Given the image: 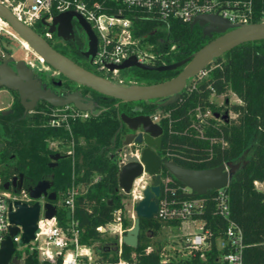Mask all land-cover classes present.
<instances>
[{
    "label": "trees",
    "instance_id": "obj_1",
    "mask_svg": "<svg viewBox=\"0 0 264 264\" xmlns=\"http://www.w3.org/2000/svg\"><path fill=\"white\" fill-rule=\"evenodd\" d=\"M216 1L223 4L228 0ZM229 1H251L249 22L264 20V0ZM140 17L136 20L135 33L157 54L151 65L179 61L212 39L203 35L201 26L191 27L190 22L177 18L162 19L146 14ZM181 69L157 71L129 67L125 69L130 71L127 78L122 76V69L120 78L125 84H152L176 76ZM204 72L205 76L199 73L188 80L177 101L162 107L158 106L162 101L159 98L124 102L82 85L85 92H92L95 108L86 119L71 120L70 129L47 125L50 116L44 112L30 113L21 122L17 119L22 116V108L10 115L0 112V140L5 143L0 149V179L4 183L21 171L36 179L42 177L48 170L49 153L54 151L49 148V141L60 139L69 144L73 141L74 154L69 155L63 168L57 171L56 189L63 195L72 182L83 186L75 199L74 210L79 221L80 241L90 245L99 243L96 255L102 261L114 262L121 256L134 259L138 264H216L226 252L218 246V241L232 223L243 232L244 264H264V190L256 184L264 183V39L244 42L226 51L213 59ZM228 93L235 94L239 101L222 105L212 99L213 95ZM208 111L210 114L200 121L197 114ZM123 112L159 114L163 127L161 154L181 166L211 168L229 161L238 162L246 154L242 167L222 188L228 198L227 216L216 211L217 189L198 195L208 201L204 212L197 216L206 221L205 226L212 231L207 248L170 259L163 258L161 246L147 251L146 242L151 234L155 235L164 224L181 222L161 220L157 216L140 219L138 246L123 243L121 255L113 248L117 239L107 240V231L97 230V226L112 221L115 208L121 215L124 212L123 200L127 194L119 187L121 158L115 150L121 144L119 129ZM18 151L21 152L18 159L14 163L7 162L11 153ZM161 175L170 176L172 183L181 184L165 167ZM65 215L59 208L60 223ZM129 224L130 221H125V225ZM25 264L60 262H42L37 252H33L25 257Z\"/></svg>",
    "mask_w": 264,
    "mask_h": 264
},
{
    "label": "water",
    "instance_id": "obj_2",
    "mask_svg": "<svg viewBox=\"0 0 264 264\" xmlns=\"http://www.w3.org/2000/svg\"><path fill=\"white\" fill-rule=\"evenodd\" d=\"M0 17L11 26L21 39L29 44L31 49L43 59V62L75 83L124 102L159 98L162 99L158 104L159 107L177 101L182 90L187 86L188 80L201 73L216 57L244 42L264 39V20L241 23L231 22L218 13L199 14L194 17L190 26H201L203 35L212 39L191 55L179 61L157 66L139 62L134 55L118 65L109 64L110 69L139 67L145 70L157 71H169L182 67L176 76L152 84H120L83 67L59 52L47 39L19 20L2 3H0ZM72 18L77 19L79 24L87 31L89 43L86 54L91 57L92 61L97 50V38L93 31L89 29V23L82 15L74 11L62 12L54 17L50 30L52 32L56 31L60 36H65L64 32L69 30ZM214 34H217V36L213 37ZM11 62L15 64V68L9 64ZM2 86L19 92L26 111L32 110L39 99L45 100L53 106L72 104L83 111H93L95 108L92 100L86 101L79 93L62 97L50 90L43 89L41 83L33 77L32 69L28 67L24 60L15 61L13 58L1 60L0 87ZM6 113L7 111H3V114ZM120 118L119 132H121L123 126L133 131L125 134L122 147L119 149L120 152H124L119 162L118 181L120 189L126 194L131 193L136 179L144 174L150 175L153 179L150 185L144 187L141 198L135 203L136 217L134 224L122 237L123 243L128 246H138L140 219L152 218L158 212L162 167H165L175 179L188 186L193 194L202 195L210 189L226 187L235 172L245 162L244 157L246 154L238 162L229 161L211 168L193 169L181 166L174 161L162 159L158 154L157 151L162 149L163 127L159 122L154 121L151 114L139 113L130 116L123 112ZM142 142H145V147L141 150L138 149L134 153L129 151L131 144H141ZM3 145L4 143L0 141V149ZM51 157L59 159L61 155L56 153ZM12 185L15 186L16 190H20L23 186V174L19 175V179L15 177L12 180ZM3 186L6 189L10 188V182H5ZM51 186V182L40 180L35 186L28 188L32 197L40 198L43 195L48 198V201L44 204L47 218H52L57 214V206L53 202L56 199V193L55 191L48 193ZM40 211L41 204L39 200L32 205L19 200L14 201L9 212L10 222L12 223L10 232L0 248V264H24L23 259L13 256L15 245L12 236L20 231L21 226L22 241L29 243L33 240L38 229Z\"/></svg>",
    "mask_w": 264,
    "mask_h": 264
},
{
    "label": "built area",
    "instance_id": "obj_3",
    "mask_svg": "<svg viewBox=\"0 0 264 264\" xmlns=\"http://www.w3.org/2000/svg\"><path fill=\"white\" fill-rule=\"evenodd\" d=\"M0 3L8 7L19 20L33 29L39 24L42 25L44 33L40 35L48 41L53 37L50 25L56 15L66 11H74L82 15L91 25L97 38V50L91 61L92 65L96 70L102 72L103 76L120 84H125L120 78L121 69H110L109 64L118 65L133 55L139 62L151 64L157 57V54L150 51L135 33L136 20L141 18V14L156 15L162 19L177 18L190 23L196 15L203 13H218L231 22L241 23L249 22L252 15L251 1L231 2L228 0L221 4L216 0H0ZM9 39L18 40L22 44L17 33L0 17V61L9 55L5 45ZM201 73H204V70ZM48 114L50 125L56 128L70 129L71 120L85 119L89 116V111L66 105L55 106ZM209 114L208 111L206 114L198 113L197 116L200 121H204L205 116ZM159 117V114L153 115L154 121L159 122ZM54 145L57 148L58 145L56 143ZM68 152L73 154V145L70 146ZM12 180L13 178L8 180L10 188L6 189L3 186L5 182L3 183L0 179V248L10 232L12 223L9 212L14 201L19 200L32 205L39 200L41 211L36 236L26 243L32 244L29 246V252L19 254L17 250V242L22 241L21 226L20 231L12 236L15 245L13 256L23 259L24 264L25 257L33 252H37L40 261L50 263L138 264L134 259H126L121 256L114 262L106 263L96 255L93 245L80 241L79 221L74 216L75 199L80 193V188H83L79 183H71L60 200L54 203L57 206V214L52 218H47L44 196L32 197L27 186L16 190L12 185ZM172 182L170 176L161 178L159 209L155 216L161 220L199 222L196 231L187 234L182 241L184 247L189 250V254L195 250H203L210 245L209 237L212 231L205 226L206 221L197 218V216L204 212L208 201L205 197L195 196L185 184ZM217 190L218 192L214 195L216 211L227 216L229 214L227 194L222 188ZM59 208L66 214L62 223L57 216ZM111 227L116 230L118 237L116 249L121 255L122 237L126 232L118 208L113 210L111 222L96 228L101 232H106ZM218 246L225 248L226 252L216 264H244L245 241L241 228L232 223L228 225L224 235L218 241Z\"/></svg>",
    "mask_w": 264,
    "mask_h": 264
},
{
    "label": "flooded vegetation",
    "instance_id": "obj_4",
    "mask_svg": "<svg viewBox=\"0 0 264 264\" xmlns=\"http://www.w3.org/2000/svg\"><path fill=\"white\" fill-rule=\"evenodd\" d=\"M89 29L92 30L93 33L95 34V32L92 29L90 24H89ZM64 35L65 36H60L56 31L53 32L52 39H54L56 37L57 41L60 44L57 43L54 45L53 43H51V45L55 49H57L59 52L65 54L66 56H68L69 58H71L72 60L77 62L78 64H80L83 67L93 71L89 65L90 63L92 64L91 57L87 56V54H86V52L88 50L89 36H88L85 28H83L79 24L77 19L72 18L70 21L69 30L64 32ZM216 36H217V34H216ZM19 47H20V45H19ZM31 51L33 52V54H35L37 56V54L33 50H31ZM10 58H13L15 61L24 60L25 63L28 65V67H30L32 69L31 64L25 60L24 56L20 59H15L14 57H12L10 55L7 58H5L4 60L10 59ZM0 63H1V61H0ZM9 64L13 68H15V64L13 62H11ZM52 69L58 73L59 77H56V76L51 77V76H48L47 73H45V71H42V70L36 71V70L32 69L33 77L36 78L41 83V87L43 89L50 90L51 92H54L57 95L62 96V97H66L67 95L73 94V93H79L86 101H89V100L94 101L92 92H90V91L85 92L84 89L81 87L82 85H79L77 83L76 84L69 83L65 79L67 77H65L64 75L59 73L56 69H54V68H52ZM93 72H95V71H93ZM63 77H65V78H63ZM4 91L9 93L10 101L7 102L8 105L6 108H0V112L3 114V111H7V113L4 115H7V114L10 115V114H13L15 111L20 112V109L22 108V116L17 119L19 122H21L22 120L23 121L26 120L25 117L29 116L30 113L37 111V112H44V113L48 114L50 112V110L53 107H55V106L51 105L50 103H48L47 101L39 99L36 102V104L32 110L26 111V107L24 106L22 99H21V96L17 90H12V89H9L5 86L0 87V92H4ZM2 101H4V100H2V97L0 96V102H2ZM28 101H30V99H28ZM69 105L74 106L72 104H69ZM90 112L91 111H89V113ZM136 114H139V113H136ZM136 114H134V115H136ZM134 115H130V116H134ZM49 120H50V118L48 119V122L46 123L47 125H50ZM81 120H83V119H81ZM50 126L54 127L52 125H50ZM120 126H121V122H120ZM54 128H56V127H54ZM66 129H68V128H66ZM131 132H133L131 129L127 128L126 126H123V129L120 132L121 144H120V146L115 147L116 153L118 155H123L124 152L123 151L120 152L119 149L122 147V141L124 139L125 134L131 133ZM55 143L58 145L57 148L54 145ZM71 145H73V141L69 144L68 142H66L64 140H60V139L50 140L49 141V148L51 150H54V151L49 153V159L46 160V163L48 166L47 172L44 173L42 175V177L36 179L35 177L25 175L21 171L18 173V175H15L13 177V179L15 177H17V179H19V175L23 174V186H27V187L35 186L37 184V182L40 180H47V181L51 182L52 186L48 189V193L55 191L56 199L53 202L54 203L58 202L60 200V198L62 197V195L56 189V175H57V171L59 169L63 168L64 163L67 162L69 155L74 154V151H73V154H70L68 152ZM4 146H5V143H4L3 147ZM143 147H145V142H142L141 144L133 143L129 146V151L134 153L138 149L141 150ZM161 150L157 151V152L162 157V159H165L163 157V155L161 154ZM56 153H59L61 155V157L59 159H54L51 157L53 154H56ZM20 154H21V152H19V151H18V153L12 152L10 155V158L7 162L14 163L18 159ZM163 168L164 167L161 168V174H162ZM44 199L46 201H48V198L46 196H44Z\"/></svg>",
    "mask_w": 264,
    "mask_h": 264
},
{
    "label": "rangeland",
    "instance_id": "obj_5",
    "mask_svg": "<svg viewBox=\"0 0 264 264\" xmlns=\"http://www.w3.org/2000/svg\"><path fill=\"white\" fill-rule=\"evenodd\" d=\"M34 29L41 35L44 33V27L40 24L35 26ZM20 40L24 44L23 46L18 40L9 39L7 42H5V45L8 49V54H9L8 56L11 55L15 59H20L24 56L25 60L31 64L32 69L36 71L38 70L45 71V73H47V75L51 77H54V76L59 77L58 73L54 71L45 62H43V59L40 56L38 55L36 56L35 54H33V52L31 51L32 49L23 39L20 38ZM49 41H51L54 45L57 43L60 44L57 41L56 37L54 39H50ZM19 45L21 48L19 47ZM89 65L91 69L95 71L96 73H99L100 75L103 74L102 72L96 70V68L91 63ZM125 69H122L121 73H122V76L127 78L126 76H128L130 71L128 70V72H126ZM205 75H206V72H204L202 76H205ZM0 96L2 97V100H4L0 102V108H6L8 105L7 102L10 101L9 93L6 91L0 92ZM212 99L216 101L218 104H222V105L225 104V102H229L230 104V103L239 101L237 96L233 93H228V95L226 96L223 94L215 95L212 97ZM232 115L233 114L230 113V116ZM122 156L123 155H120L121 159H122ZM152 181H153L152 177L148 174H144L141 177L137 178L133 186V191L131 193H128L127 196L124 198L123 200L124 212L122 213V219H123V228L125 229V232L131 229V227L134 224V220L136 217L135 203L141 198L142 190L144 189V187L150 185ZM256 184L258 188L264 190V183L257 182ZM125 221H130V224L125 225ZM198 223L199 222L190 223L188 221H184V222H180L175 225L174 224H164L162 228L155 235L153 234L150 235L149 240L146 242L147 246L145 249L149 250L157 246H161L163 258H167V259L186 256L189 254V250L184 247V242L182 240L187 234H190L196 231ZM105 237L107 240L115 238L118 241L116 230L112 229V227L107 230ZM112 241L113 240L109 241V243H111ZM98 244L99 243L93 244V249L95 250V252L97 251ZM16 245H17L18 253L23 254L24 252H27V253L29 252V246L32 244L28 245L24 243L23 241H20V242H17ZM113 248L116 249V244H113Z\"/></svg>",
    "mask_w": 264,
    "mask_h": 264
},
{
    "label": "bare ground",
    "instance_id": "obj_6",
    "mask_svg": "<svg viewBox=\"0 0 264 264\" xmlns=\"http://www.w3.org/2000/svg\"><path fill=\"white\" fill-rule=\"evenodd\" d=\"M26 42V41H25ZM27 43V42H26ZM23 44V43H22ZM28 44V43H27ZM24 45V44H23ZM29 45V44H28ZM31 48V47H30Z\"/></svg>",
    "mask_w": 264,
    "mask_h": 264
},
{
    "label": "crops",
    "instance_id": "obj_7",
    "mask_svg": "<svg viewBox=\"0 0 264 264\" xmlns=\"http://www.w3.org/2000/svg\"><path fill=\"white\" fill-rule=\"evenodd\" d=\"M213 96H215V95H213ZM213 96H212V97H213Z\"/></svg>",
    "mask_w": 264,
    "mask_h": 264
}]
</instances>
